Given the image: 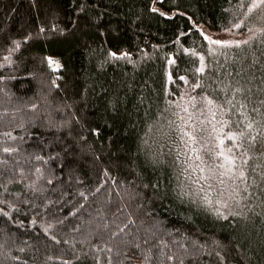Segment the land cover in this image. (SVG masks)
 I'll return each instance as SVG.
<instances>
[{"label": "trees", "instance_id": "trees-1", "mask_svg": "<svg viewBox=\"0 0 264 264\" xmlns=\"http://www.w3.org/2000/svg\"><path fill=\"white\" fill-rule=\"evenodd\" d=\"M251 5L0 0V264H264ZM197 99L219 124L194 162L177 113Z\"/></svg>", "mask_w": 264, "mask_h": 264}, {"label": "rangeland", "instance_id": "rangeland-1", "mask_svg": "<svg viewBox=\"0 0 264 264\" xmlns=\"http://www.w3.org/2000/svg\"><path fill=\"white\" fill-rule=\"evenodd\" d=\"M255 10H257V16L259 19L264 20V0H252V5ZM203 33L205 34L206 38L213 43V41H221L220 44L223 45H237L247 42L248 40L252 39L256 36L257 33L263 29L261 25H255L252 28H249L245 31H238L237 29H229L225 31H212L206 26H201ZM216 44V43H214ZM185 108H189V104L184 105L181 107L180 111L178 110V117L181 118V125H182V139H183V146L186 150H190L191 154L197 153L195 157H193V161L195 162L198 157V151L202 145H209L215 144L214 141L216 140V134L210 133L209 129H213V126H217L219 124L218 120L214 119V116L210 115L208 110V106H206V102L202 99H197L195 104L193 105V112L189 114V110L186 109L184 113L182 110ZM180 112V113H179ZM195 121V122H193ZM185 126L187 133L185 132ZM212 127V128H211ZM218 130L219 127H217ZM215 129V127H214ZM201 133V137L199 142L196 140V133L197 131ZM217 130V131H218ZM218 136L221 134H217ZM222 141L224 139L223 136L219 137ZM186 142V143H185ZM213 149V148H212ZM214 150V149H213ZM220 152L221 149H218ZM215 151V150H214ZM226 154L228 150H226ZM197 161V160H196Z\"/></svg>", "mask_w": 264, "mask_h": 264}, {"label": "snow or ice", "instance_id": "snow-or-ice-1", "mask_svg": "<svg viewBox=\"0 0 264 264\" xmlns=\"http://www.w3.org/2000/svg\"><path fill=\"white\" fill-rule=\"evenodd\" d=\"M237 27H239V25H237ZM213 43L220 44L221 41H213Z\"/></svg>", "mask_w": 264, "mask_h": 264}]
</instances>
